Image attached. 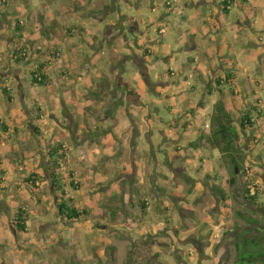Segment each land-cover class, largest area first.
<instances>
[{"label": "rangeland", "instance_id": "374dc122", "mask_svg": "<svg viewBox=\"0 0 264 264\" xmlns=\"http://www.w3.org/2000/svg\"><path fill=\"white\" fill-rule=\"evenodd\" d=\"M6 1L10 5L0 0V120L7 124V130H0V264H236L226 232L235 223L247 226L237 211L256 218L249 226L264 233V164L255 160L254 153L259 145L264 158V118L253 110L259 116L254 122L260 130L252 126L240 132V145L248 156L246 172L234 186L227 183V166L221 165L216 149L189 146L199 134L209 132L213 107L209 113L198 114L206 95L200 78L192 72L196 64L186 58L201 61L207 48L215 45L212 56L217 66L212 67H228L236 65L243 51L240 42H227L229 31L211 32L209 18L216 11L215 1L220 0H206L209 6L202 0H75L80 8L69 15L61 12L64 7L60 10L63 0H55L52 15L45 12L46 0ZM166 1L171 5H165ZM87 3L93 4V12L104 4L113 9L104 8L95 16ZM237 10L231 6L232 15ZM16 19L22 23L18 45L11 42L12 33L19 34ZM124 21L131 24L124 26ZM111 23L116 28L108 34ZM247 23H252L251 28L239 27L234 35L264 38V30L254 25L253 17ZM160 25L163 34L158 33ZM142 30L148 33L151 51L145 54L150 83L143 81L147 91L142 93L148 110L134 111L139 127L132 130L133 141H126L123 159L113 158L111 150L116 151L120 143L112 133V120L102 119L107 111H102L100 101L109 99L114 72H123L125 78L138 75L132 57L124 63L118 58L145 45ZM227 36L232 38L231 33ZM194 40L200 44L198 50L189 49ZM19 46L25 53H16ZM40 63L47 80L43 85L32 84L30 71ZM170 66L176 73L169 68L167 72ZM234 70L239 80L264 78L262 68L259 73L244 72L236 65ZM145 71L142 76L147 80ZM133 86L138 89L136 83ZM176 91L183 95L178 98ZM228 95L231 100L243 99ZM96 96L97 101L92 99ZM188 96L195 98L192 105L186 101ZM216 97L227 107L226 96ZM200 99L202 104L196 107ZM35 103L41 106V120L34 119L30 111ZM229 111L237 124L245 110ZM59 143L65 159L56 168L48 151ZM53 169L64 186V196L51 186ZM32 174L38 176L35 183L27 181ZM214 183L224 189L225 201L212 190ZM246 186L251 194L257 191L253 202L245 197ZM57 197H71L88 215L78 221L60 216ZM19 207L27 213V232L20 235L11 223Z\"/></svg>", "mask_w": 264, "mask_h": 264}, {"label": "crops", "instance_id": "0c3cea01", "mask_svg": "<svg viewBox=\"0 0 264 264\" xmlns=\"http://www.w3.org/2000/svg\"><path fill=\"white\" fill-rule=\"evenodd\" d=\"M75 2H76L75 0H66V1L63 0L62 2H60L59 4V6H61L60 10L62 7H64L65 9V11H61V12L67 13L69 15L70 13H72L71 11H76V9L79 10L80 7H77L79 4L76 3L78 4L76 5ZM124 2H127V0H124ZM202 2L207 4L208 6L211 3L210 1L207 2L206 0H202ZM46 3H48L49 5L46 6L47 9L45 12L47 14L52 15V13L56 11V8L54 7L55 0H46ZM221 3H222V0H220V2L215 1V4L217 5L216 11L213 10L212 14L214 16L211 15V17L209 18V24L211 25L210 27L211 32H215L219 34L225 31H229L228 34L231 33L232 38H229L227 34L226 35L227 42L230 40H233L237 43L240 42V48L243 51H240L241 53L238 54V58L235 60V64L239 66V70H244V72H248V71L252 72L254 70V72L259 73L260 68H262V72H264V38H261L260 37L261 35H258L257 36L258 40H252L249 33H242V34L234 35V31L238 30L239 27L249 26L251 28L252 23L246 24L248 17H253L254 25L258 24L260 25V30H264V8L261 9L262 7H264V0H254L252 2H247L246 0H233L231 6L235 5L237 6V9H238L235 15L231 14V6L226 12L222 9ZM89 4L90 3H87V7ZM90 5L88 9L92 10L93 4H90ZM49 6H51L52 9H49ZM104 8H107L108 10L113 9L112 7H110V5L104 4L103 6L98 8V12H93L95 10H92V14H94L95 16L98 14H102ZM115 21L116 20H114V22ZM74 24L77 25L76 23ZM130 24H131V21L129 22V25ZM109 25L110 27H108V30H109L108 34L111 33L110 31L113 28H116V23H111ZM123 25L127 26L128 24L127 22L124 21ZM162 27L163 25H160L158 27V33L163 34L162 32H160V29ZM234 28H237V29H234ZM69 29L70 28L66 30L70 31ZM133 29L132 30L134 32H137L138 25L136 22H134L133 24ZM140 33L145 39L144 43L142 44H145V45H139V46H142V48L138 47L137 50H134L132 48L128 55L123 53L118 58V60L124 63L126 57L128 56L132 57L135 64H137V67L139 68V69L137 68L138 75L125 78L123 72H120V73L114 72L113 77L110 80L113 87H109V92L107 91V94L109 95V99L106 98V100L100 101V105H101L100 108L102 109V111H105V109L107 111L105 115L102 117V119L105 120V119L110 118L112 120V125H111L112 133H115L116 139L120 143L116 151H114V149L111 150L112 157L118 158V159L124 158V153H123L124 146L127 142L133 141L132 138L134 134H132V130L133 129L136 130L139 127V123L135 124V122H139V118L136 116L134 111H141L142 109L148 110V102L142 93L147 91L145 84L150 83L148 66L146 68V64L148 62L149 57L148 56L146 57L145 54L151 51H150V47L147 45V43L149 42L147 38L148 36L147 31L142 30ZM109 40L110 39H107V40L105 39L104 41L107 42ZM218 44L219 45L217 48L220 49L221 41H218ZM111 47L113 48V50H115L116 46L115 44H113ZM96 48H98L97 52L99 54V50L102 48V44L98 45ZM199 48H200V44L196 42L195 40L192 41L189 45V49L191 50L193 49L198 50ZM142 50H144V52H142ZM208 50L209 52L206 53L205 57L201 61H197V60H200L197 58H192V57L186 58L187 61L193 62L196 64L194 67H192L193 69L192 72L195 73L200 78L202 82V87H203L202 93L206 95V98L204 99L206 100L204 108L203 109L200 108L202 109V110H199L201 114L199 112L198 114L202 116L206 114L207 112L208 113L211 112L212 107H213L212 105L219 98V97H216V94H218V96L220 95L226 96V100L228 102L227 107L229 110H235V111L237 109L245 110L243 113L249 111L251 112L252 117L254 116V120L256 119L255 121H257L259 116L261 118H264V82H263L264 78L262 77L254 78V80L252 81H250V79H247V78H244V80H239L238 77L235 75L237 72L236 71L237 69L234 70L236 68V65H233L232 63L228 64V67H223L222 65H220V67L213 68L212 66H217L216 57L212 56V53L215 52V45H210L209 49L207 48V51ZM103 53L104 51H100V54H103ZM98 54L96 58H98ZM137 58L139 59L138 61L136 60ZM113 59L115 58L113 57ZM218 59L221 61L220 56H218ZM164 60L165 62L169 61L167 57H165ZM140 62H142V65L139 64ZM208 64L211 66V69H209ZM66 66L69 67L72 65L66 62ZM67 67L65 68L66 71L68 70ZM84 67H85V63L79 66L80 69L81 68L83 69ZM97 67L99 70L100 66L96 65V68ZM168 68L172 69L173 72L175 71L174 68L170 66V67H167V72H169ZM142 69L146 70L145 72H147L145 74L146 75L145 77L147 80H145L144 77L142 76V72H143ZM203 71H205V73H203ZM65 74L67 77L69 75V72ZM66 77H64V79ZM218 80H220V83H218ZM143 81L146 83L144 84ZM135 83L137 84V88H138L137 90L133 86V84ZM194 88L195 87L192 86L190 89L193 90ZM258 92H259V95L257 96ZM176 93L178 95V98L183 95L182 92L180 91H176ZM228 94H231V96L233 97L236 95H239L243 97V99L231 100L229 99ZM97 97L98 96H96V98L93 97L92 99L97 101L98 100ZM124 97L126 99L123 101L122 98ZM235 100H236V104L234 103ZM186 101L189 102L190 105H192V103L195 101V98L193 96H188V99ZM201 104H202L201 99L196 101V107H200ZM253 110L261 112L258 117L253 114ZM143 116L146 117V113H144ZM260 122L261 120L258 122V124H260ZM184 123L185 122H183L182 124ZM176 124L178 123L176 122ZM253 126L254 127L257 126V128H254V131L258 132L260 130L256 122ZM104 131L106 130H103V132ZM123 134L124 135L128 134V135L127 137H123L122 136ZM258 136L260 135L258 134ZM256 140L257 142L258 141L260 142V138L255 139V141ZM259 142L258 144L264 142V139L262 140V142L260 143ZM261 149L262 147H260L259 145L258 147H256L254 151L255 156H256L255 160L261 159L258 162H260V164H264V158L262 157V155H260V152L262 151ZM133 150H134V147L131 148V151H130L131 155L133 153Z\"/></svg>", "mask_w": 264, "mask_h": 264}, {"label": "trees", "instance_id": "16d2710c", "mask_svg": "<svg viewBox=\"0 0 264 264\" xmlns=\"http://www.w3.org/2000/svg\"><path fill=\"white\" fill-rule=\"evenodd\" d=\"M233 0H222L221 7L224 11L227 12L229 8L227 5L232 4ZM3 4L10 5L6 0H3ZM15 18L17 17V12H12ZM22 23L20 20L16 19L15 29L19 34L13 33L11 36V42L15 45H18L19 39L22 37ZM22 46H19V50L16 53L23 54ZM25 53V52H24ZM44 64L40 63L36 68L30 71V81L32 84L43 85L47 80L45 73H42ZM220 83V80H218ZM4 93L7 95L8 101H11V96L8 94V89L4 87ZM33 107V108H32ZM30 111L35 113L34 119L41 120V106L37 103L33 104L30 108ZM259 114V113H258ZM209 120V132H202L199 134L195 141L189 143L190 147L200 148V147H209L211 149H216L221 155V165L224 167L227 166L228 179L227 183L230 186H234L238 177L242 175V172H246L244 168V163L246 157L248 156L247 152L244 151L243 147L240 145V132H244L248 127H252L254 122V117H252L251 112L247 111L241 115L236 124L232 118L231 112L226 107L222 99H218L213 106V111L211 112ZM34 129L39 131L38 127L34 125ZM0 130H7V124L0 120ZM62 144L59 143L53 149L48 151L49 160L52 163V167L58 168V164L65 159V155L62 151ZM73 175L72 172H70ZM51 186L55 188L56 191H59L62 196L64 193V186L62 185L61 180L56 172V169H53L50 174ZM38 176L32 174L27 178V181L36 182ZM1 182V179H0ZM250 186L257 188L252 180H248ZM73 187H78V184H74L71 181ZM212 190L215 191L220 199V201H225L226 195L223 188L218 184H212ZM1 189V188H0ZM246 198L253 202L256 200L257 196L255 191L251 194V189L246 186ZM57 208L60 216L67 218L68 220L78 221L83 215H88V212L84 208H78L73 204V199L67 197L66 199H61L57 197ZM141 205L145 208L146 204L142 200ZM237 215L240 218H243L247 222V226H240L235 223L233 225V230L231 232H226L229 234V239L231 245L235 250V259L236 264H252L255 262L264 263V233L261 235V231L253 225L257 222L256 218L246 215L240 211H237ZM27 213L24 208L19 207L17 209L16 218L11 222L13 229L17 232L18 235L21 233L27 232Z\"/></svg>", "mask_w": 264, "mask_h": 264}, {"label": "built area", "instance_id": "2783aa9c", "mask_svg": "<svg viewBox=\"0 0 264 264\" xmlns=\"http://www.w3.org/2000/svg\"><path fill=\"white\" fill-rule=\"evenodd\" d=\"M246 1H247V2H252V1H254V0H246ZM165 4L168 5V6L171 5V4H170V1H166ZM230 6H231V4L229 3V4L227 5V8H230ZM160 32H163V29L160 30Z\"/></svg>", "mask_w": 264, "mask_h": 264}, {"label": "clouds", "instance_id": "9594fccd", "mask_svg": "<svg viewBox=\"0 0 264 264\" xmlns=\"http://www.w3.org/2000/svg\"><path fill=\"white\" fill-rule=\"evenodd\" d=\"M166 5V4H165Z\"/></svg>", "mask_w": 264, "mask_h": 264}]
</instances>
